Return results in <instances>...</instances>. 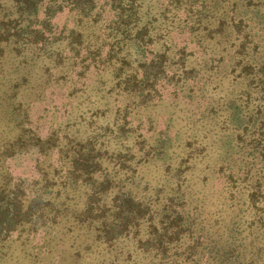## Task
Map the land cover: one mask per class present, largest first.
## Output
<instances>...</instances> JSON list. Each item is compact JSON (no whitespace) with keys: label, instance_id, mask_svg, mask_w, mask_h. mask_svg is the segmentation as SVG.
I'll list each match as a JSON object with an SVG mask.
<instances>
[{"label":"rangeland","instance_id":"obj_1","mask_svg":"<svg viewBox=\"0 0 264 264\" xmlns=\"http://www.w3.org/2000/svg\"><path fill=\"white\" fill-rule=\"evenodd\" d=\"M119 1L0 44V264H264V0Z\"/></svg>","mask_w":264,"mask_h":264},{"label":"trees","instance_id":"obj_2","mask_svg":"<svg viewBox=\"0 0 264 264\" xmlns=\"http://www.w3.org/2000/svg\"><path fill=\"white\" fill-rule=\"evenodd\" d=\"M41 1L42 0H16V10L15 11L10 12L5 9L0 10V15H2V21L0 22V44L7 41L10 38H13L15 40H18L19 38H21L22 33L21 32L18 33V30L16 28L17 27L16 22L18 23L19 20L23 19V17H33L34 18L36 15V12H35L36 6L37 4H40ZM49 1H53V3H55L56 0H49ZM186 1L187 0H185L184 2L186 3ZM75 4L76 6L78 5V0H76ZM115 9H116V24H117V25L115 24L117 26L116 28L120 30L124 29L128 25L127 21L132 19L131 18L132 8L131 6L127 8L119 7V3H118ZM44 15L45 17H47V20H51L52 14H50L49 10L46 11ZM6 18H7V21L6 23H4L3 20H5ZM219 29L221 30V28ZM35 35H38V33ZM28 36L31 37V34H27V37ZM0 52H3V48H0ZM14 217L16 216H13L12 219ZM29 217L30 215H27L26 219H28ZM12 219L8 220V217H6L4 220L5 224L9 225ZM58 219L59 217L57 214H54L52 216L49 215L47 218L48 220L47 222H50L49 223L50 226H57V224L59 223ZM24 221L25 220L23 218H19L17 220V222L19 223L24 222Z\"/></svg>","mask_w":264,"mask_h":264}]
</instances>
